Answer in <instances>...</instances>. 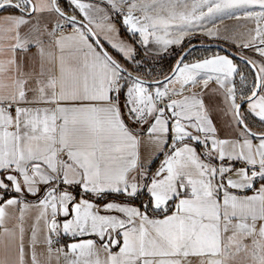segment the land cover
<instances>
[{"label":"snow or ice","instance_id":"1","mask_svg":"<svg viewBox=\"0 0 264 264\" xmlns=\"http://www.w3.org/2000/svg\"><path fill=\"white\" fill-rule=\"evenodd\" d=\"M0 264H264V0H0Z\"/></svg>","mask_w":264,"mask_h":264}]
</instances>
